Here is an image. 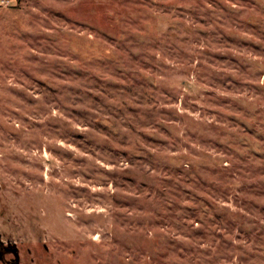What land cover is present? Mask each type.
<instances>
[{"label": "rangeland", "instance_id": "1", "mask_svg": "<svg viewBox=\"0 0 264 264\" xmlns=\"http://www.w3.org/2000/svg\"><path fill=\"white\" fill-rule=\"evenodd\" d=\"M3 231L264 264V0H0Z\"/></svg>", "mask_w": 264, "mask_h": 264}, {"label": "flooded vegetation", "instance_id": "2", "mask_svg": "<svg viewBox=\"0 0 264 264\" xmlns=\"http://www.w3.org/2000/svg\"><path fill=\"white\" fill-rule=\"evenodd\" d=\"M22 224L24 225V223L21 222V225ZM11 225L15 229L23 228L15 221H12ZM21 233L16 237L13 232H0L1 264H56L57 250L54 242L52 243L44 237V233L46 232L38 233L36 238L26 240L27 243L25 241L27 244L25 249L27 254L23 251L25 243L23 240H20L23 235ZM24 234H26V232ZM54 240L57 239L53 238V241ZM31 242L32 245L30 244Z\"/></svg>", "mask_w": 264, "mask_h": 264}]
</instances>
